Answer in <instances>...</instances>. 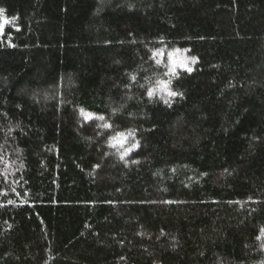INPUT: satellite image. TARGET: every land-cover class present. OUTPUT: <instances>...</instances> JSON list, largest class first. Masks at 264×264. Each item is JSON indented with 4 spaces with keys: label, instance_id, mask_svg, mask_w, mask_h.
I'll list each match as a JSON object with an SVG mask.
<instances>
[{
    "label": "trees",
    "instance_id": "1",
    "mask_svg": "<svg viewBox=\"0 0 264 264\" xmlns=\"http://www.w3.org/2000/svg\"><path fill=\"white\" fill-rule=\"evenodd\" d=\"M0 9V264H264V0Z\"/></svg>",
    "mask_w": 264,
    "mask_h": 264
},
{
    "label": "snow or ice",
    "instance_id": "2",
    "mask_svg": "<svg viewBox=\"0 0 264 264\" xmlns=\"http://www.w3.org/2000/svg\"><path fill=\"white\" fill-rule=\"evenodd\" d=\"M0 12H3L2 9H0ZM12 21H10L9 19L7 18H3V19H0V38H2L4 36V32H5V27L7 25H9ZM16 31H19V28L16 29ZM14 46V45H13ZM175 63V62H174ZM180 66L185 68L187 72H191L192 71V68L188 66V64L186 62H181L180 63ZM173 73H175V67H173L172 69ZM133 79H135L133 77ZM178 79V77H177ZM148 96L151 97L153 95V93L151 91H149L148 93ZM182 95V93L180 92H176V91H173V90H169L168 91V96L169 97H178ZM165 104H169L170 101L169 100H165L164 101ZM83 111V110H82ZM86 116L90 119L91 118V114L88 113L86 114ZM100 120H104V116H100L99 117ZM109 128L112 127V125H108ZM121 135H123V133H121ZM130 135H132L133 137L135 136V132H131ZM141 145H140V142L137 140L135 143H133L132 145V148H129L127 149L126 153L125 154H131L133 152L134 149H137L139 148ZM9 203H11V201H9Z\"/></svg>",
    "mask_w": 264,
    "mask_h": 264
},
{
    "label": "rangeland",
    "instance_id": "3",
    "mask_svg": "<svg viewBox=\"0 0 264 264\" xmlns=\"http://www.w3.org/2000/svg\"><path fill=\"white\" fill-rule=\"evenodd\" d=\"M0 19H3L1 13H0ZM167 57V67L170 69H173V67H175V70L178 68H183L180 66L181 62H186L188 64V57L181 51L175 53L172 52L170 54L166 55ZM175 62V63H174Z\"/></svg>",
    "mask_w": 264,
    "mask_h": 264
}]
</instances>
